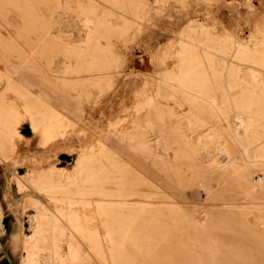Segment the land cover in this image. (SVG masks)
<instances>
[{
	"label": "rangeland",
	"instance_id": "374dc122",
	"mask_svg": "<svg viewBox=\"0 0 264 264\" xmlns=\"http://www.w3.org/2000/svg\"><path fill=\"white\" fill-rule=\"evenodd\" d=\"M212 52L219 128L196 155L188 75ZM262 95L264 0H0V247L23 264L53 218L61 264H264Z\"/></svg>",
	"mask_w": 264,
	"mask_h": 264
},
{
	"label": "bare ground",
	"instance_id": "6f19581e",
	"mask_svg": "<svg viewBox=\"0 0 264 264\" xmlns=\"http://www.w3.org/2000/svg\"><path fill=\"white\" fill-rule=\"evenodd\" d=\"M196 1V0H195ZM198 7V6H197ZM249 7V6H248ZM192 21V20H191ZM190 21V22H191ZM67 24V23H66ZM198 24V23H197ZM187 25V24H186ZM203 24H198V27L201 28ZM189 26V25H188ZM187 27V26H186ZM193 25H191V29H193ZM250 28V27H249ZM85 29V28H84ZM184 30V29H183ZM186 30V29H185ZM202 30V29H201ZM236 30V29H235ZM243 30V29H242ZM247 30V29H246ZM240 31V30H239ZM183 32V31H182ZM236 34V33H235ZM184 35V34H183ZM190 36V35H189ZM244 36V35H243ZM210 39V38H209ZM247 39V38H246ZM245 39V40H246ZM198 40V39H197ZM201 40V39H199ZM184 41V40H183ZM191 41V40H189ZM196 40H194L195 42ZM210 41V40H209ZM243 41V40H242ZM241 42V41H240ZM206 43V41H205ZM208 43V42H207ZM193 44V43H192ZM195 44V43H194ZM197 46V45H196ZM233 46V45H232ZM185 47V46H184ZM200 47V45H199ZM227 46H225L226 48ZM223 47V49H225ZM234 48V47H233ZM204 49V48H203ZM222 50V49H221ZM242 50V49H241ZM185 51V49L183 50ZM218 51V50H217ZM228 51V49H227ZM239 52V51H238ZM215 53V52H214ZM214 53L212 52L210 55L205 56V57H201L200 62L198 63V67L196 69H191V73L188 75L189 77L192 75V73L195 70H198V72L200 73V80H198L197 84H196V91L198 95L194 96V98H190L192 103L190 105V110H195V108H197V113L195 114V118H194V122H192V120H188L187 123V128L189 129L190 133H191V137L190 139H192V142H187V144L195 146V152L196 155H198L199 151H202L204 147L207 146V144H212L213 140L212 137H210V131L217 130L219 128V121H220V115L219 113L220 111V104L222 103V97H221V93L219 94L218 90L220 89V83L222 80V76L217 74L216 72H214V70H219L221 68V62L220 60L214 56ZM220 53V52H219ZM202 54V53H201ZM246 54L245 52L242 53V55ZM196 55V53H195ZM192 56V54H191ZM185 58V57H184ZM233 58V57H232ZM238 58V57H237ZM187 59V58H186ZM189 59V58H188ZM226 59V58H225ZM241 59V58H240ZM184 60V59H183ZM222 60V59H221ZM243 60H241L242 62ZM223 62V61H222ZM230 62V61H229ZM193 63V62H192ZM245 71L242 70V72H244V77L245 78H254V80H258V77L260 78L261 75H258V77L254 74V71L252 70V66L249 64V62H245ZM253 64V62H252ZM232 65V64H231ZM240 65V64H239ZM236 66V65H235ZM231 67V66H230ZM226 68V67H225ZM224 68V69H225ZM255 68V67H254ZM222 69V68H221ZM229 69V68H228ZM232 69V68H231ZM243 69V68H242ZM210 70L213 71V73H209ZM226 70V69H225ZM240 70V69H239ZM231 71V70H230ZM241 71V70H240ZM196 72V71H195ZM220 72V70H219ZM225 72V71H224ZM237 72V71H236ZM184 74V73H183ZM205 74V76H204ZM224 74V73H223ZM229 74V73H228ZM232 75V74H231ZM224 78V77H223ZM233 79V78H232ZM191 80V79H190ZM226 80V79H225ZM229 80V79H228ZM243 80V78H242ZM234 81V79H233ZM240 81V80H239ZM235 82V81H234ZM238 82V81H236ZM249 84V83H248ZM251 84V83H250ZM237 85V84H236ZM247 85V84H246ZM245 85V86H246ZM223 86V85H221ZM243 86V85H242ZM228 87V85H227ZM235 87V85H234ZM241 87V86H239ZM186 88V86H185ZM260 88V87H259ZM190 89V88H189ZM190 91V90H189ZM221 91V90H219ZM245 91V90H244ZM242 93V91H240ZM248 92V91H247ZM183 93V92H181ZM231 93V92H229ZM223 94V93H222ZM245 94V93H243ZM247 94V93H246ZM184 95V94H183ZM190 95V94H189ZM227 95V93H226ZM234 95V94H233ZM236 95V92H235ZM234 95V96H235ZM264 96V95H262ZM187 97V96H185ZM228 97V96H227ZM233 97V96H232ZM239 97V96H238ZM249 98V97H248ZM259 98V97H258ZM264 98V97H263ZM228 99V98H227ZM230 99V98H229ZM257 99V98H256ZM188 100V99H187ZM258 100V99H257ZM256 100V101H257ZM262 100V99H261ZM234 101V100H233ZM239 101V100H238ZM246 101V100H245ZM244 102V101H242ZM259 102V101H257ZM256 102V103H257ZM260 103V102H259ZM187 105V104H186ZM228 105V104H227ZM257 105V104H256ZM188 106V105H187ZM237 106V105H236ZM239 106V105H238ZM242 106V105H241ZM255 106V105H254ZM258 106V105H257ZM231 107V106H230ZM234 107V106H233ZM261 107V104H260ZM255 108V107H254ZM262 108V107H261ZM230 109V108H229ZM255 109H259L258 107ZM234 110V109H233ZM236 110V109H235ZM253 110V109H252ZM260 110V109H259ZM187 111V110H186ZM242 111V108H241ZM240 111V112H241ZM264 111V110H263ZM185 112V111H184ZM237 113V112H236ZM230 114V113H229ZM238 114V113H237ZM242 114V113H241ZM243 115V114H242ZM251 116V114H250ZM249 116V117H250ZM259 116V115H258ZM225 117V116H224ZM223 117V118H224ZM239 117V116H238ZM243 117V116H242ZM245 117V116H244ZM229 119V117H228ZM236 119V118H235ZM182 120V119H181ZM225 120V119H224ZM232 120V119H231ZM245 120V119H244ZM246 121V120H245ZM232 122V121H231ZM241 122V121H240ZM228 123V122H227ZM239 123V122H238ZM247 124V123H246ZM232 125V124H231ZM250 125V124H249ZM224 126V125H223ZM239 126V125H238ZM205 129H209L208 134L204 135L203 131ZM226 129V128H225ZM233 129V128H232ZM227 131V130H226ZM234 131V130H233ZM251 133V132H250ZM232 134V133H231ZM166 135V134H164ZM249 135V134H246ZM231 136V135H230ZM229 136V137H230ZM167 137V136H166ZM188 137V136H187ZM218 137V136H216ZM234 137V136H232ZM251 137V136H250ZM128 138V147L132 148V146H143L144 149H150L149 147V143L147 139L144 138L143 143L141 142V134H138L137 137L135 138L132 137ZM214 138V137H213ZM219 138V137H218ZM236 138V137H235ZM248 138V137H247ZM165 139V137L163 138ZM217 139V138H216ZM240 139V138H239ZM219 140V139H218ZM235 140V139H234ZM253 140V139H252ZM221 141V140H220ZM237 141V140H236ZM240 141V140H239ZM216 142V141H215ZM233 142V141H232ZM248 142V141H247ZM255 142V140H254ZM253 142V143H254ZM192 143V144H191ZM217 143V142H216ZM244 143V141H243ZM219 144V143H218ZM246 144V143H245ZM216 146V145H215ZM223 146V145H222ZM243 146V145H242ZM165 147V144H164ZM167 147V146H166ZM213 147V146H212ZM244 147V146H243ZM134 148V147H133ZM226 148V146H225ZM166 149V148H165ZM169 150V148H168ZM167 150V152H168ZM217 150V149H216ZM255 150V149H254ZM222 151V149H221ZM262 151V150H261ZM159 152V151H158ZM207 152V151H205ZM214 152V151H213ZM219 152V151H218ZM165 153V152H164ZM227 153V152H226ZM252 153V152H251ZM209 154V153H208ZM214 154V153H213ZM222 154V153H221ZM261 154V153H260ZM200 156H202L201 158L204 157V154L202 155L201 153L199 154ZM207 155V154H206ZM205 155V156H206ZM210 155V154H209ZM208 155V156H209ZM212 155V153H211ZM247 155V154H246ZM249 155V154H248ZM214 156V155H213ZM119 157V156H118ZM222 157V156H221ZM128 155H124V159H121L119 162L121 165H127L129 164L128 162H130L131 160L127 159ZM206 158V157H205ZM209 158V157H208ZM217 158V157H216ZM246 158V156H245ZM254 158V157H253ZM264 159V157H262ZM225 159V158H224ZM260 159V157H259ZM128 160V161H127ZM247 160V158H246ZM254 160V159H252ZM206 161V160H205ZM226 161V160H225ZM257 161V160H256ZM258 162V161H257ZM205 163V162H204ZM216 163V162H215ZM214 163V164H215ZM246 164V163H245ZM244 164V165H245ZM258 165V164H257ZM260 165V164H259ZM248 166V165H247ZM250 166V165H249ZM220 167V166H219ZM228 167V166H226ZM218 168V166H217ZM221 168V167H220ZM248 168V174H249V180H250V184H255L256 181L259 180V175H258V171L255 170V168L252 167H247ZM259 169V168H257ZM212 170V169H211ZM221 170V169H220ZM230 170V168H229ZM228 170V171H229ZM141 175H142V181L143 183H139V184H147L149 183L148 187L151 188L154 186V182L156 181L154 176L151 175L153 172L151 171L150 168L144 167L141 169ZM224 171V170H223ZM235 171V170H234ZM231 172V171H229ZM226 174V173H225ZM244 176V175H243ZM138 177V176H137ZM264 178V176H262ZM158 178V177H157ZM160 178V177H159ZM258 178V179H257ZM261 178V179H263ZM248 180V179H247ZM264 180V179H263ZM261 182H263L261 180ZM222 183V182H221ZM161 184L163 187H167V185L161 181ZM226 184V183H225ZM258 185V184H257ZM250 186V185H249ZM232 187V186H231ZM261 188V187H260ZM161 189V188H159ZM194 190V189H193ZM226 190V189H225ZM171 192V194L176 197L177 199L180 197H184L187 196L189 194H191V191L189 189H184L182 190L181 188H177V187H173L172 189L169 190ZM168 192V191H167ZM202 192V191H201ZM200 194V193H199ZM204 194V193H203ZM236 194V193H235ZM197 195V194H196ZM191 196V195H190ZM201 196V195H200ZM156 197V196H155ZM199 197V196H198ZM256 197V196H255ZM190 198V197H189ZM197 200V199H196ZM261 202V201H260ZM171 204V203H170ZM127 205V204H126ZM263 205V204H262ZM133 206V205H132ZM264 206V205H263ZM146 207V206H145ZM262 207V206H261ZM198 210V209H197ZM227 210V209H226ZM1 214V212H0ZM44 214V213H43ZM201 214V213H200ZM53 217V216H52ZM163 217V216H162ZM33 218V217H32ZM195 219V218H194ZM32 220V221H31ZM29 221V225H28V230L30 234H25L24 238H23V243H32L37 242V236H38V229L40 227V225L36 224L33 219H31ZM202 221V220H201ZM127 234V233H126ZM40 236V235H39ZM44 238L47 241L52 242L51 247L48 250H43L41 249L40 245L35 244L34 246L31 247V250H27L24 254H23V264H32L33 262H42L44 264H61L60 260L63 259L61 257V254H63V252L66 250V248H64V244L62 245L60 242V239L62 238L61 232H59L56 224H55V220L53 218H51L50 221V226L48 228V230L46 229L44 232ZM125 239V238H123ZM123 241V240H122ZM122 245V244H121ZM25 248V247H23ZM63 256V255H62Z\"/></svg>",
	"mask_w": 264,
	"mask_h": 264
},
{
	"label": "crops",
	"instance_id": "0c3cea01",
	"mask_svg": "<svg viewBox=\"0 0 264 264\" xmlns=\"http://www.w3.org/2000/svg\"><path fill=\"white\" fill-rule=\"evenodd\" d=\"M0 264H11L5 251L0 247Z\"/></svg>",
	"mask_w": 264,
	"mask_h": 264
}]
</instances>
